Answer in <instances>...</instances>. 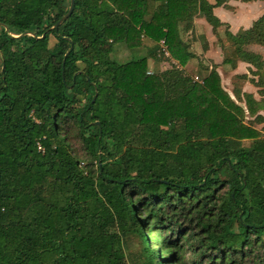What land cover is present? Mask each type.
Returning a JSON list of instances; mask_svg holds the SVG:
<instances>
[{
  "label": "trees",
  "instance_id": "1",
  "mask_svg": "<svg viewBox=\"0 0 264 264\" xmlns=\"http://www.w3.org/2000/svg\"><path fill=\"white\" fill-rule=\"evenodd\" d=\"M225 1L73 0L53 28L69 0H0V264H125L127 238L135 264H264L263 119L214 68L146 70L159 42L188 60L195 16L222 27L223 62L260 70L246 48H264V14L231 35L211 11ZM145 36L147 56L110 58Z\"/></svg>",
  "mask_w": 264,
  "mask_h": 264
},
{
  "label": "crops",
  "instance_id": "2",
  "mask_svg": "<svg viewBox=\"0 0 264 264\" xmlns=\"http://www.w3.org/2000/svg\"><path fill=\"white\" fill-rule=\"evenodd\" d=\"M206 1L213 4L215 0ZM211 11L213 16L225 25L226 31L235 35L239 31L247 30L264 13V2L256 0L244 3L226 0L221 5L213 7ZM221 29L222 27L216 30L219 40L204 19L195 16L190 31L182 33L180 37L182 43L186 45V52L190 55L188 60L183 65H178L168 54L167 57L171 67L182 71L184 75L199 83L210 69L214 68L221 89L235 105L244 111V121H251L256 116L263 119L259 124L252 125L258 130L264 127V65L260 70L255 71L251 65L239 60L235 61L234 65L223 62L224 58H231L229 57L231 50L225 45V40L221 39L223 37ZM246 50L258 55L261 61H264L263 47L251 45ZM201 70L205 71V74L201 75ZM244 96L250 97V102H252L250 107L255 110L253 117L247 116Z\"/></svg>",
  "mask_w": 264,
  "mask_h": 264
},
{
  "label": "rangeland",
  "instance_id": "3",
  "mask_svg": "<svg viewBox=\"0 0 264 264\" xmlns=\"http://www.w3.org/2000/svg\"><path fill=\"white\" fill-rule=\"evenodd\" d=\"M256 1V0H254ZM260 1V0H257ZM264 2V1H262ZM264 14V13H263ZM262 14V15H263ZM261 15V16H262ZM155 46L154 40H151L148 37H143L142 39V45L140 48L135 49H126L124 45L116 44L113 46V51L110 54V58L114 60L116 63H125L129 60L140 58L143 56H147L148 50L153 48ZM163 47H161L159 42V57L160 60L154 61L152 58L146 59V70L149 74L151 73H158L161 71H164L168 67H171V63L166 55L162 52ZM156 62L158 64H156ZM201 75L205 74V71L201 70ZM244 145H247V142H244ZM70 146L72 148V151L76 154H81L79 144L76 143V141L73 139L70 142ZM139 245L134 238H127L124 240L123 243V251L125 254V264H135L140 262V251H139Z\"/></svg>",
  "mask_w": 264,
  "mask_h": 264
},
{
  "label": "water",
  "instance_id": "4",
  "mask_svg": "<svg viewBox=\"0 0 264 264\" xmlns=\"http://www.w3.org/2000/svg\"><path fill=\"white\" fill-rule=\"evenodd\" d=\"M73 8V0H69V7L66 11V13L61 17L60 20L56 22V24L53 26V28H56L63 20H65L71 13ZM3 70V66L1 67V71Z\"/></svg>",
  "mask_w": 264,
  "mask_h": 264
},
{
  "label": "built area",
  "instance_id": "5",
  "mask_svg": "<svg viewBox=\"0 0 264 264\" xmlns=\"http://www.w3.org/2000/svg\"><path fill=\"white\" fill-rule=\"evenodd\" d=\"M162 52H163L164 55L167 56V53H166V51L164 49H162Z\"/></svg>",
  "mask_w": 264,
  "mask_h": 264
}]
</instances>
